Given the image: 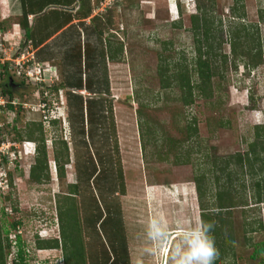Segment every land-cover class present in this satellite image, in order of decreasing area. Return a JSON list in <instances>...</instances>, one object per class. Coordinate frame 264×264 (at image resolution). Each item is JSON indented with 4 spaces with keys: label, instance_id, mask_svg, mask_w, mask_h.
<instances>
[{
    "label": "rangeland",
    "instance_id": "374dc122",
    "mask_svg": "<svg viewBox=\"0 0 264 264\" xmlns=\"http://www.w3.org/2000/svg\"><path fill=\"white\" fill-rule=\"evenodd\" d=\"M55 1L41 10L30 7L25 17L30 37L26 38L19 24L20 0H0V58L6 59L1 80L17 84L11 87L13 107L0 113V143L3 148L12 144L10 148L19 152L0 169V228L7 230L10 242L6 264H14L16 235L25 264H63L60 247L36 245L39 240L60 243L57 209L69 201L83 232L87 258L110 255L98 223L89 222L92 215L106 213L110 204L118 208L129 264L165 260L173 264L171 249L183 246L182 235L200 224L192 180L201 172L213 190L215 177L219 183L229 177L236 190L242 183L246 187L235 195L237 206L228 209L226 226L232 242L221 244V264H264L259 261L264 253L255 259L250 256L251 243L264 244V201L256 205L251 196L252 182L264 177V150L260 149L264 135L254 133L256 126H264V12L260 10L264 0H71L70 5L62 3L69 0ZM82 12L86 17H81ZM56 13L70 14L71 21L57 27L52 21ZM192 16H196L195 30ZM48 32L50 36L39 40ZM233 38L235 55L229 45ZM196 47L216 70L207 89L193 87L188 97L169 76L179 64L195 84ZM27 69L33 76L38 73L42 82L26 79ZM160 79L170 85L161 88ZM87 87L103 93L92 94ZM66 91L80 95L84 104L90 98L96 101L95 126L89 124L83 106L81 114H73L76 133L72 132ZM81 121L87 137L78 132ZM144 123L154 131L148 143L141 133ZM107 125L112 132H107ZM186 125L196 129L195 136L186 134ZM93 127L97 132L90 137ZM258 130L263 133L261 127ZM38 135L43 138L47 178L35 181L29 178V168ZM255 137L257 144L250 150ZM26 141L34 152L23 154ZM61 141L68 162L59 178L53 154L61 149ZM24 151L29 152L26 147ZM235 153L252 158L250 167L233 158L223 166L221 159ZM91 162L95 173L88 176ZM116 163L123 192L118 191ZM101 169L105 173L98 177ZM74 183L76 192L69 195ZM65 195L72 198L65 200ZM154 216L163 219L165 237L149 236L148 221ZM13 222L15 228L10 227ZM259 222L260 230L248 231L257 229Z\"/></svg>",
    "mask_w": 264,
    "mask_h": 264
},
{
    "label": "trees",
    "instance_id": "16d2710c",
    "mask_svg": "<svg viewBox=\"0 0 264 264\" xmlns=\"http://www.w3.org/2000/svg\"><path fill=\"white\" fill-rule=\"evenodd\" d=\"M53 1V2H51ZM70 1V2H69ZM69 1H64L62 2L63 4L70 5L71 0ZM82 1V0H81ZM50 3H56L55 0H20V5L21 9L23 11V16L19 24L21 25L22 29L24 30V35L26 38L30 37V31L27 27L26 23V14L30 11V7L36 6L37 9L41 10L43 7L47 6ZM3 4V3H2ZM26 8V9H25ZM38 10V11H39ZM263 10L264 12V2H263V7L260 9ZM55 13V12H53ZM81 17H86V12L80 13ZM70 14H66V16H58V13L52 15V21L57 24V27H62L64 24H67L68 22L71 21ZM262 16V14H261ZM192 29L195 30L197 29V24H196V16H192ZM52 22V23H53ZM51 32V31H50ZM48 32L47 34L43 35L40 37L39 40H42V38H46L47 36H50L51 33ZM203 34L206 37L207 35V29L206 27L203 28ZM235 40H233L229 43L231 47V53L234 55L236 54V44ZM122 45L119 44L116 48V51L118 53L121 52ZM197 54L194 58V65L192 66L193 73L197 75V81L194 83H191L188 80V71L181 70L180 66L175 65L176 68L172 69V73L170 74L169 78H171L177 82L176 85L178 88L185 90L186 93L188 94V97L191 95V89L193 87L197 88L198 90L208 88V81L210 80V76L213 74V72L216 70L214 66H209L208 62L205 60V58H202L200 52H199V47L197 48ZM242 52V51H241ZM260 55V53H259ZM252 62V60H251ZM255 63V62H254ZM253 65V64H252ZM3 67L4 64L0 66L2 69L0 73V90L3 95L7 96V99H11V89L9 88L8 82L2 83L1 78L3 77ZM179 70V72H178ZM214 70V71H213ZM178 72V73H177ZM160 76L164 78V72H159ZM176 77V78H175ZM161 81V88H166L170 84L168 83L167 80L160 79ZM76 88H80V84H75L72 85ZM67 87V86H66ZM61 88L60 86L54 87L53 89H59ZM87 89L92 93V94H98V93H103L97 90H92L90 87H87ZM106 91H104L105 93ZM65 99H66V104H67V109H68V120L70 122V125L72 127V132L76 133V128L74 127L75 121H74V116L73 114L76 113H82L83 106H85L86 111L88 112V117H89V124L92 126H95L96 123L95 121H92V111H93V106L96 103L95 100L93 99H88L85 104L82 102L80 95L75 94L70 91L65 92ZM185 99V98H184ZM183 99V100H184ZM191 100V99H190ZM185 101V100H184ZM13 105H11L9 102H6L5 106L3 108H12ZM0 106V113L1 110L3 109ZM92 109V110H91ZM98 112L101 113L103 112L102 108L98 109ZM104 115V114H103ZM107 117L111 118V113L106 111L105 114ZM82 117V115H80ZM87 121V120H86ZM111 122V121H110ZM108 126V127H107ZM107 132H112L110 127L112 126L107 125ZM110 126V127H109ZM140 126H142L140 124ZM144 129L141 130L142 135L146 136L147 140L146 142L148 143L151 139L152 134L154 131L150 129L149 125L144 123L142 126ZM262 128L263 133H259L258 128ZM94 129H89V136L92 137V133L97 132V129L93 127ZM255 136L258 135H264V126H256L255 127ZM39 132H41L40 129H38ZM186 134L188 136H195L196 135V129L191 127L190 125H186L185 127ZM78 132L81 134V136L87 137L88 135V130L84 131L83 130V124L82 121L80 122V127H78ZM100 135L104 136L103 141L106 140V133L104 131L100 132ZM186 135V137H188ZM258 139V137H255V139L250 142V150L257 144L255 141ZM35 141L37 142L36 145V155L34 158V163L30 166L29 168V178L31 180L35 181H40L43 179L47 178V164H46V154H45V149H44V143H43V138L42 136L38 135L35 138ZM264 141V140H262ZM65 142L61 141V149H56L54 150L53 154V159L56 165V172L57 176L59 178L63 177V165L68 162V154H67V147L64 145ZM261 150H264V146L260 147ZM100 154V153H99ZM185 158V157H184ZM184 158L182 160H184ZM234 160V162L238 163L239 165L243 164V160L248 163V167H250V162L252 161V158L249 159L247 155L243 158L239 153H235L234 155H229L226 156L225 158L221 159V163L223 166H226L230 159ZM255 158V156L253 157ZM187 160V159H186ZM185 160V162H187ZM214 162V160L212 161ZM92 163V162H91ZM117 165V163H116ZM91 168L88 166L90 169V172L87 174L88 176H93L95 173V163L90 164ZM87 168V169H88ZM117 171L115 173V177L118 180V191L123 192V185H122V180H121V171L117 165ZM105 173L104 169H101L99 172H97L98 177L100 176L101 173ZM227 174V173H226ZM203 172H201L200 175H195L193 177V182L195 184V190H196V199H197V204L199 208V220L200 223H208L212 225V228L210 230V235L213 237V246L215 249V264H221L222 259H223V246L221 245L222 243L229 244L232 241V237L230 234V231L227 232V226L226 224L230 222V215L231 212L230 208L234 207L236 204V194L237 192H245V185L242 183L240 185V190H236L234 187L231 185V181L229 180V177L227 181L224 183H219V180L215 177L214 179V185L215 189L210 187V185L207 184V179ZM88 179V178H85ZM206 180L203 182V180ZM8 184H10V179L8 176L7 180ZM264 182V177H259V179H256L252 182V188L253 191L251 192L252 196V201L257 205L258 203H261L264 201V190L261 189V184ZM77 185L74 183L70 185L69 188V195L76 192ZM62 198L65 200L71 199L72 197L65 195ZM239 201V198H238ZM244 202H241V205H245ZM255 205V206H256ZM237 206V205H236ZM58 221H59V233H60V243L58 242L57 239H52V240H39L37 241V247L38 248H57L60 247L62 250V259H63V264H129L128 256H127V251H126V246H125V241L123 237V232L121 230L120 226V219H119V212L117 206H110L106 207V213L100 214L97 213L95 216L92 215L91 220L89 219L90 223H98V227L103 231V236H105L104 240L107 242V248L108 251L110 252V255L108 253L102 254L100 256H93L92 258H87L85 256V248L83 245L82 241V235L83 232L79 228L78 223L75 219L74 216V205L72 201H69L68 204H62V206L58 205ZM243 214L245 211H241ZM16 222L11 223L10 227L15 228L16 227ZM262 227L261 223H258L257 229H252L251 227L248 228L249 230H260ZM94 228V227H93ZM95 232L98 233L100 236V233L98 232L97 229H94ZM3 233L4 237L1 239L0 238V264H6L5 260V254L6 250L10 246L9 239L7 237V230L6 229H1L0 228V234ZM16 243V252L13 256V262L14 264H25L24 259H23V250L20 247V242H19V237L16 235L15 239ZM253 249L250 254L251 258L255 259L258 258L261 253H264V244L263 242L259 243H251ZM6 249V250H5ZM261 263H264V255L263 257L259 260ZM166 260L162 262V264H166Z\"/></svg>",
    "mask_w": 264,
    "mask_h": 264
},
{
    "label": "clouds",
    "instance_id": "9594fccd",
    "mask_svg": "<svg viewBox=\"0 0 264 264\" xmlns=\"http://www.w3.org/2000/svg\"><path fill=\"white\" fill-rule=\"evenodd\" d=\"M11 80L8 84H11ZM8 101L12 100V98ZM7 101V102H8ZM12 105V104H11ZM26 141L22 145L23 154H29L34 152L33 146L30 150ZM25 147L29 150L28 153L24 151ZM10 150L16 155L19 154L15 148ZM7 159H2L0 162V169H5V165L8 164ZM15 160L12 159V161ZM211 224L200 223L198 227L190 229L187 234L182 235L183 246L180 244L175 245L171 249V259L173 264H215V249L213 246V237L210 235ZM148 234L152 238L165 237V224L161 217H151L148 221Z\"/></svg>",
    "mask_w": 264,
    "mask_h": 264
},
{
    "label": "built area",
    "instance_id": "2783aa9c",
    "mask_svg": "<svg viewBox=\"0 0 264 264\" xmlns=\"http://www.w3.org/2000/svg\"><path fill=\"white\" fill-rule=\"evenodd\" d=\"M5 60L6 59H4V58H0V66H1V64L3 65L4 64V62H5ZM21 64H20V66H22L24 63L21 61L20 62ZM16 64H19V62H16ZM28 70L29 69H27L26 71H24V76H25V78L27 79H29V81H31V82H33V83H39V82H42L41 80V78H40V76H39V74L37 73L35 76H33V75H31L29 72H28ZM1 71H2V69L0 68V73H1ZM8 100H7V96H5V95H3L2 94V92H1V90H0V106L3 108L4 106H5V104H6V102H7ZM10 104H14V101L13 100H10V101H8ZM12 145V144H11ZM11 145H9L8 147H2V143H0V162L2 161V159H6L7 157H8V159H7V162H8V164L9 163H12V159H13V157H15V154L10 150V146ZM11 158V159H10ZM4 181H5V179H4ZM0 182H2V181H0ZM11 260H13V257H12V259ZM13 262V261H12Z\"/></svg>",
    "mask_w": 264,
    "mask_h": 264
},
{
    "label": "flooded vegetation",
    "instance_id": "af4514ba",
    "mask_svg": "<svg viewBox=\"0 0 264 264\" xmlns=\"http://www.w3.org/2000/svg\"><path fill=\"white\" fill-rule=\"evenodd\" d=\"M15 85H17V84H15ZM15 85H9V88L12 89L11 87H14Z\"/></svg>",
    "mask_w": 264,
    "mask_h": 264
}]
</instances>
